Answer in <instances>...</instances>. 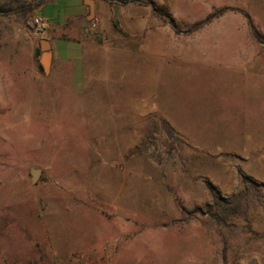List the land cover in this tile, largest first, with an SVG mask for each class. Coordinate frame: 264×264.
I'll list each match as a JSON object with an SVG mask.
<instances>
[{
	"label": "rangeland",
	"instance_id": "obj_1",
	"mask_svg": "<svg viewBox=\"0 0 264 264\" xmlns=\"http://www.w3.org/2000/svg\"><path fill=\"white\" fill-rule=\"evenodd\" d=\"M51 1L0 0V264H264V0H105L107 78L60 97Z\"/></svg>",
	"mask_w": 264,
	"mask_h": 264
},
{
	"label": "crops",
	"instance_id": "obj_2",
	"mask_svg": "<svg viewBox=\"0 0 264 264\" xmlns=\"http://www.w3.org/2000/svg\"><path fill=\"white\" fill-rule=\"evenodd\" d=\"M61 5L59 15H53L51 19L47 18L45 12L49 4H54L58 1L53 0L46 3L40 10V15L46 21V29L38 36L39 43L36 45V67L40 71L41 55L44 52L43 39H47L52 52V60L50 71L43 74H51L55 82H57L55 93L60 97L61 94H94L97 91L92 90L93 80L103 77L107 78L108 71H98L89 69V55L86 49L89 46H101L100 41L106 38V32L109 31V21L111 17V7L105 0H94V15L91 16V8L86 0H75L74 8L68 4L69 0H64ZM33 32V26L30 27ZM91 37L93 39H91ZM98 42V43H97ZM100 74H103L100 75ZM113 104V103H110ZM92 105H84L88 108ZM104 158L105 163H101V168H113L116 166L118 157L124 155H112L107 152L99 153ZM132 157L134 155H131ZM127 163L120 165V169H124ZM133 166V163H131ZM110 177L102 176L101 192L107 197L113 198L110 201L109 208L115 211L118 215L128 212L133 213L132 205H125V210L120 212L119 207L122 205L116 200L118 193L115 191L113 184H110ZM113 186V187H112ZM129 188V187H128ZM126 188V189H128ZM132 188H129L130 190ZM123 208V207H122Z\"/></svg>",
	"mask_w": 264,
	"mask_h": 264
},
{
	"label": "water",
	"instance_id": "obj_3",
	"mask_svg": "<svg viewBox=\"0 0 264 264\" xmlns=\"http://www.w3.org/2000/svg\"><path fill=\"white\" fill-rule=\"evenodd\" d=\"M91 8V15H94V0H86ZM114 23L117 27H121V22L119 19V7H114ZM43 49L44 52L41 55V63L39 65L40 71L43 73L50 71L52 52L50 51V44L47 39H43ZM43 170L41 168H36L34 166L30 167L31 180L33 183H37L42 175Z\"/></svg>",
	"mask_w": 264,
	"mask_h": 264
},
{
	"label": "built area",
	"instance_id": "obj_4",
	"mask_svg": "<svg viewBox=\"0 0 264 264\" xmlns=\"http://www.w3.org/2000/svg\"><path fill=\"white\" fill-rule=\"evenodd\" d=\"M33 32L42 33L46 29V21L43 16L37 15L32 19Z\"/></svg>",
	"mask_w": 264,
	"mask_h": 264
},
{
	"label": "trees",
	"instance_id": "obj_5",
	"mask_svg": "<svg viewBox=\"0 0 264 264\" xmlns=\"http://www.w3.org/2000/svg\"><path fill=\"white\" fill-rule=\"evenodd\" d=\"M24 12H26V11H24Z\"/></svg>",
	"mask_w": 264,
	"mask_h": 264
}]
</instances>
